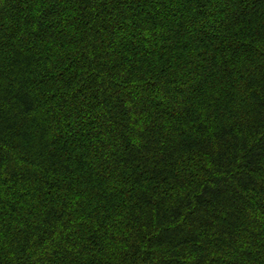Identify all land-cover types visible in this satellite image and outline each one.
Returning a JSON list of instances; mask_svg holds the SVG:
<instances>
[{
    "label": "trees",
    "instance_id": "obj_1",
    "mask_svg": "<svg viewBox=\"0 0 264 264\" xmlns=\"http://www.w3.org/2000/svg\"><path fill=\"white\" fill-rule=\"evenodd\" d=\"M0 264H264V0H0Z\"/></svg>",
    "mask_w": 264,
    "mask_h": 264
}]
</instances>
